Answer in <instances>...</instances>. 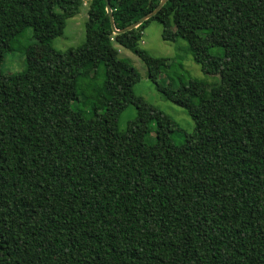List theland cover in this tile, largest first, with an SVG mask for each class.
I'll list each match as a JSON object with an SVG mask.
<instances>
[{
	"label": "trees",
	"instance_id": "16d2710c",
	"mask_svg": "<svg viewBox=\"0 0 264 264\" xmlns=\"http://www.w3.org/2000/svg\"><path fill=\"white\" fill-rule=\"evenodd\" d=\"M82 1L0 0V264H264V0H167L122 34L89 0L83 43L53 49ZM160 1L109 0L115 29ZM152 21L217 82H161L165 59L141 47ZM27 28L23 71L2 73ZM115 46L191 133L134 94Z\"/></svg>",
	"mask_w": 264,
	"mask_h": 264
},
{
	"label": "rangeland",
	"instance_id": "374dc122",
	"mask_svg": "<svg viewBox=\"0 0 264 264\" xmlns=\"http://www.w3.org/2000/svg\"><path fill=\"white\" fill-rule=\"evenodd\" d=\"M89 0L82 1V8L73 18L66 21L62 35L55 38L50 44L57 51H65L69 48H76L84 41V24L87 19V7ZM161 27L158 23L150 22L144 30L141 47L155 58H164L166 69L160 74L159 80L164 83H171L177 88L180 83H186L191 79L203 80L208 85L217 82L216 77L205 76L192 60L188 51V45L184 40L166 42L161 39ZM35 43L32 38V30L25 29L11 43V50L6 53L1 64L2 73L15 74L23 71L25 67V49ZM118 51V59L130 65L139 76V80L133 85V92L136 96L144 99L151 106L161 110L171 117L185 133H191L193 122L185 110L172 104L155 90L153 83L149 80L146 67L143 62L130 51L115 46ZM215 54L216 50H212ZM220 51H217L219 54ZM136 110L129 105L118 118V129L123 131L127 122L135 118ZM175 144H181L182 134L172 135ZM150 143L154 141V135L145 139Z\"/></svg>",
	"mask_w": 264,
	"mask_h": 264
},
{
	"label": "water",
	"instance_id": "95a60500",
	"mask_svg": "<svg viewBox=\"0 0 264 264\" xmlns=\"http://www.w3.org/2000/svg\"><path fill=\"white\" fill-rule=\"evenodd\" d=\"M166 1L167 0H161L160 3L158 4V6L155 8V10H153L150 14H148L145 17L141 18L140 20H138L134 24H132V25H130L128 27H125L123 29L118 30V29H115V27H114V22H113V19H112V14H111V9H110V5H109V0H104L106 13L108 15L109 22H110V27H111V29H112L114 34H122V33L131 31V30L137 28L143 22H145L146 20H148L151 17H153L161 9V7L165 4Z\"/></svg>",
	"mask_w": 264,
	"mask_h": 264
}]
</instances>
